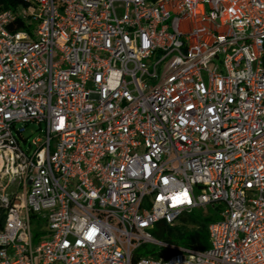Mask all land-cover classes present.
Returning <instances> with one entry per match:
<instances>
[{
  "label": "built area",
  "instance_id": "built-area-1",
  "mask_svg": "<svg viewBox=\"0 0 264 264\" xmlns=\"http://www.w3.org/2000/svg\"><path fill=\"white\" fill-rule=\"evenodd\" d=\"M23 2L0 6L23 190L0 189V264H264V0ZM208 206L207 247L137 255Z\"/></svg>",
  "mask_w": 264,
  "mask_h": 264
},
{
  "label": "rangeland",
  "instance_id": "rangeland-1",
  "mask_svg": "<svg viewBox=\"0 0 264 264\" xmlns=\"http://www.w3.org/2000/svg\"><path fill=\"white\" fill-rule=\"evenodd\" d=\"M29 127L34 126L31 124ZM26 135H28V139H31L34 136V133H30V130L28 129L26 131ZM13 178L14 176L12 178H6L1 183L0 189L5 194L16 192L21 194L23 192L21 186L17 185L16 182H11V179ZM192 215L195 219L196 217H202L204 215L216 217L217 210L212 206H208L206 209H194ZM179 221L182 226L187 229V231L185 230L187 233H173V231H171L172 227L176 225L179 226L178 223L173 225H161L160 223H157L153 228V233L155 234L159 244L149 243L148 248H158L161 244L170 247L198 248L206 243V239L208 240L207 230L201 231L195 222L186 220L185 216ZM32 229L34 233V240L37 241L44 233V228H42V225L36 218H32Z\"/></svg>",
  "mask_w": 264,
  "mask_h": 264
},
{
  "label": "trees",
  "instance_id": "trees-1",
  "mask_svg": "<svg viewBox=\"0 0 264 264\" xmlns=\"http://www.w3.org/2000/svg\"><path fill=\"white\" fill-rule=\"evenodd\" d=\"M20 3H24L23 0H0V6H2V7H11V6H15V5L20 4ZM192 213H193V211L190 212V213H188V214L182 215L179 218V220L182 219L185 216L186 220H190V221L195 222L198 225V228L201 231H206L207 230L206 229L207 224L211 220H213V219L216 218L215 216L204 215L202 217H196V219H195V218H193ZM179 220L177 222L179 224V226L176 225V226L172 227L171 228V231H173V233H182V234H185V232L187 231V229L182 226V224L180 223ZM158 223H160L161 225L162 224L169 225V224H167L164 221H160ZM207 246H208V240L206 239V243L204 245H202V246H200L198 248H195V249H203V248H205ZM173 251H174V249L169 248V247H165V246H162V245H159L158 248H154V247L148 248V244H142L139 247V249H138L137 255H139V256L154 255L156 257H159V256H168Z\"/></svg>",
  "mask_w": 264,
  "mask_h": 264
}]
</instances>
